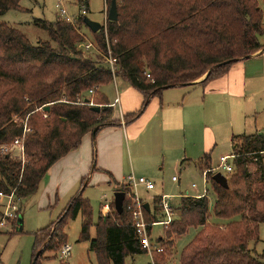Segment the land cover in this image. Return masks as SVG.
Segmentation results:
<instances>
[{"label":"trees","instance_id":"1","mask_svg":"<svg viewBox=\"0 0 264 264\" xmlns=\"http://www.w3.org/2000/svg\"><path fill=\"white\" fill-rule=\"evenodd\" d=\"M20 1L0 0V16L21 10ZM74 1L80 10L87 9V0ZM111 1L105 0L108 7ZM116 6L117 20L106 22L111 55L118 64L116 77L143 98L138 111L124 115L125 125L140 117L150 99L164 90L193 85L208 73L198 83L204 85L223 76L233 64L264 52L258 40L264 30L257 0H116ZM84 18L79 15L74 23L34 20L54 46L48 41L32 45L20 30L0 22V149L17 139L23 148L22 160L0 153V193L13 192L20 202L38 192L50 168L76 150L84 136L95 138L100 129L116 122L110 120L108 100L98 92L112 82V74L77 49L83 40L79 28ZM93 35L105 51L102 29ZM92 89L88 101L100 105L99 112L78 104L80 96ZM46 106L49 110L43 119L39 109ZM231 149L228 188L219 187L207 174L215 195L214 215L228 222L208 224L207 198L183 196L175 208L177 219L164 228L166 237L176 240L190 228L200 229L182 250L180 264H263L264 250L254 255L248 243L258 242L259 225L264 224V135L233 136ZM197 165L201 171L211 169L210 154H204ZM86 180L82 178L81 187ZM121 187L118 191L127 189ZM83 191L69 200L55 222L34 233L31 264H40L45 253L60 251L67 242V223L80 213L77 241L89 243L96 264H124L127 257L145 254L126 199L120 214L112 202L109 212L104 217L99 214L92 224ZM153 201V209L144 210V217L159 222L160 196ZM234 217L239 220L232 221ZM92 226L94 238L89 234ZM172 244L170 239L164 245ZM153 258L150 264H166L164 253H154Z\"/></svg>","mask_w":264,"mask_h":264},{"label":"rangeland","instance_id":"2","mask_svg":"<svg viewBox=\"0 0 264 264\" xmlns=\"http://www.w3.org/2000/svg\"><path fill=\"white\" fill-rule=\"evenodd\" d=\"M87 2V18L101 25L106 24L110 6L108 7L105 0H87ZM257 2L258 8L262 12V28L264 30V5L262 0H257ZM59 4L64 10L66 9L67 16L72 20L80 15V6L74 0H22L20 2L21 10L8 11L0 16V22H5L20 30L32 45H37L40 42H50L47 32L34 26L33 22L34 20H43L53 23L56 19L65 21L59 17ZM101 29L104 33L103 28ZM105 32H107L106 27ZM79 33L83 37L82 42L89 40L95 43L102 52L95 35L87 30L85 26L79 28ZM259 41L264 43V34L259 37ZM50 43L54 46L52 42ZM96 54L90 52L87 54L88 56H85L90 57V60L95 64L102 66V61ZM208 86L209 84H206L204 88L192 89L187 87L174 90L179 93V96L174 97L171 101H164L165 105L182 104L183 99H185L183 104L186 108L200 105L203 110V117L199 122H190L184 129L177 128L173 132H163L160 127L161 116L156 115L151 119V112L147 111L137 122L128 124L126 129L125 127H123L124 130L120 128V186L113 181L114 178L112 179V177L99 170H94L95 167L97 168L98 162L96 152H94L91 143L87 147L83 146L84 141L82 139L80 146L72 151V154L71 152L68 153L67 157L65 156L66 159L57 166L52 186L44 190L43 185L45 182H42L41 187L34 196L17 203L16 219L5 222L0 227V264H31L34 233L55 222L69 200L79 193L82 188H84L82 197L88 200L92 213V224H95L99 214L102 217L105 216L102 215L101 207L104 204H111L116 192H127V190H118L123 185L122 182L125 185L128 176H133L135 179L143 178L154 185L155 189L152 191H146L144 186L133 189V192L144 204L153 206L154 197H168V202L173 208V219H177L178 214L175 208L179 206L181 197L195 198L203 188H206L208 191L206 196L208 200V224L217 226L226 224L228 221L218 219L214 215L215 195L211 184L209 182L206 185L204 184V178L197 166V161L204 153L209 152L210 168H217L221 157L231 155V137L253 134L255 129L264 132V127H260L264 118L259 116L255 119L252 115L243 114L240 106L228 97L220 98V105L216 107ZM126 87H129V85L125 81L119 77H113L112 82L100 87L98 92L106 97L108 103L113 104L116 92L118 95L120 94L121 99V92ZM87 92L80 96L81 101L91 100L92 96ZM128 100V111H132L137 106L138 98L130 97ZM81 101L78 104L83 103ZM90 103L92 104L89 105L91 107L97 106L92 101ZM156 104L155 99L150 103L153 108ZM122 108L124 107L122 106ZM113 111V114L118 111L117 106L114 107ZM42 118L45 119L43 116ZM110 120L114 121L112 114ZM5 147L8 148L14 160H21L19 158L21 149L12 145ZM99 159H102L100 154ZM88 160H90L89 169L87 168ZM231 162L232 160L229 159L227 164H231ZM85 168L87 171H85ZM216 173H221L224 177L227 176L221 169H218ZM81 175L87 177L83 187L80 186L79 181H75ZM172 178H175L176 181L173 182ZM192 185L196 186L195 191L192 189ZM6 206L7 199L0 198V220L1 215L6 211ZM164 218L162 217V219ZM82 220L83 215L80 213L76 219L67 223L65 229L67 235L66 245L72 249L70 256L67 259H62L58 253L56 255L45 253L40 264H61V260L67 264H96L94 254L89 251V243L77 241ZM237 220H239V217H234L232 221ZM164 228L162 226L152 228L150 233L152 244L156 245L159 243L158 239L161 238L162 243L160 245L164 248L165 263L180 264L179 259L182 250L193 240L200 229L190 228L185 235L176 240L173 237H166L164 233L166 229ZM258 232V242L251 241L248 243V247L254 255H260L264 250V224L259 225ZM89 234L91 238H94L93 226L90 228ZM170 239H173V244L171 247H166L164 244L167 241L169 242ZM153 259L152 255V263ZM262 262L264 264V259ZM150 263L151 259L146 253L127 257L124 260V264Z\"/></svg>","mask_w":264,"mask_h":264},{"label":"crops","instance_id":"3","mask_svg":"<svg viewBox=\"0 0 264 264\" xmlns=\"http://www.w3.org/2000/svg\"><path fill=\"white\" fill-rule=\"evenodd\" d=\"M87 15H88V7H87ZM74 21L75 19H73V22ZM260 44L264 45V43H260ZM200 80L196 81L193 85L190 86L174 87V88L166 89L161 93L160 96L152 97L146 109L142 113V115L148 111L151 112L150 113L151 119L153 116L156 115L161 116L162 122L160 123V127L163 132H173L177 128L184 129L185 126L188 125V123L199 122L201 120V118L203 117L202 107L200 105H193L190 108H186L185 105L183 104L185 99H183L182 104L165 105L164 101L165 100L171 101L174 97L179 96V93H177V91L174 90H181L182 88H187V87H190L192 89L197 87L204 88L206 84H209L208 86L209 92L213 95L216 107L220 105V100H221L220 98L228 97L230 100L235 101L236 104L240 106L243 114L252 115L255 117V119L258 118L259 116L264 118V52H258L245 60L233 64L223 76L211 80L210 82L204 85H198ZM121 93H122L121 99H120V94L118 95L117 92L115 96V98L118 97L119 100L117 104L118 111L113 114L114 108H112V119L116 121L115 124L112 125V127L107 126L100 129L99 133L95 138H92L90 134H87L86 136L83 137V141H84L83 146L87 147L91 143L92 148L94 147L95 150L94 152H96V157L98 159V162L96 165L97 168L95 167V170H99L104 174L109 175L110 177H112V179L114 178L113 181L116 182L118 186H120V128L125 127L126 129V126L128 125V124L125 125L124 122L121 123V116L124 117V115L138 111L143 102L142 95L130 86L122 90ZM130 97L135 99L138 98L137 106L132 111H128V106H127V102L129 101L128 98ZM153 99H155L157 103L154 108L151 107L150 105ZM122 106L124 108H122ZM142 115H140V117ZM140 117H138L135 121L131 123L137 122L140 119ZM260 125H261L260 127L263 128L264 121H262ZM116 128L119 129L117 130ZM255 133L264 134V132H260V130H256V129L253 134ZM242 135H252V134H242ZM72 153L73 152H71V154ZM99 154L102 157L101 160L99 159ZM203 156L200 157L199 160H201ZM66 157L63 158L62 160L60 159L58 163L53 165L51 169L48 171L47 176L42 181L45 182L43 185L44 190L49 189L52 186L54 176L57 171V166L61 164L60 162H63V160H65ZM199 160L197 161V163L199 162ZM89 163L90 160H88L87 166ZM210 163H211V159H210ZM87 168L89 169V166ZM85 171H87L86 168ZM202 173L203 171H201V175ZM82 176L83 175H81L80 178H76L75 181L81 182L83 178ZM122 184L124 183L122 182ZM41 185L42 183L40 184V187ZM192 189L194 190V188ZM149 207L150 210H152L153 206H149Z\"/></svg>","mask_w":264,"mask_h":264},{"label":"built area","instance_id":"4","mask_svg":"<svg viewBox=\"0 0 264 264\" xmlns=\"http://www.w3.org/2000/svg\"><path fill=\"white\" fill-rule=\"evenodd\" d=\"M58 9H59V17L60 18H63L65 20V22H67V23H73V20L67 16V13L65 11L66 9L64 10L60 4L58 5ZM80 15L83 17L87 16V9L85 7L81 8ZM101 26H102L101 28H103V30H104L103 40L105 43V51L102 50V52H101L98 49L97 45L95 43L89 41V40H85L84 42L80 43L77 48L79 50H81L83 53V56L85 58H88V59H90V57H87L88 53H90V52L97 53L96 55L102 61V64H103L102 66L104 68L108 69L110 71V73L112 74V76L115 78L116 74L118 72V64H117L116 59L111 55L110 45H109V41H108V35H107V32H105L106 24L104 23ZM85 55H87V56H85ZM94 92H95V90L92 89V90H89L87 93L92 96ZM86 100L87 99H85L83 101L80 100V101L83 102L84 104L92 105L90 102L85 103ZM118 101H119L118 98H116L113 101V104H109V107L114 108L115 106H117ZM39 110L44 114L43 117L46 118L47 116L45 115V112L43 111V109L41 108ZM121 123H123V117L122 116H121ZM25 132L28 133L29 131L27 129H24V133ZM12 146L15 148L21 149V156L19 155L20 156L19 158L22 160L23 148H22L21 141L18 139L15 140L12 143ZM0 153L4 154V155H9L13 159L10 151H8V148H6V147H2L0 149ZM233 158H234L233 155L221 157L219 166L217 168H215V169L211 168L209 170L203 171L202 176L204 178V184L206 185L209 182L207 174H210V176L212 177L214 174H216V171L218 169H221L225 173V175L231 173L232 172V166H231V164H227V161L229 159L233 160ZM172 181L175 182L176 181L175 178H172ZM125 186L127 188L126 189L127 192H124L125 199L127 201L126 210L131 215L133 226L135 229V233L138 237L140 246L145 251V253L149 255V257L151 259V263H152V255L154 253L163 254L164 248L160 245V243H157L156 245L152 244L151 234H150L151 230L155 226H162L163 228L168 227L169 224L173 220V208L168 202V197L160 196V203L159 204H160L161 209H162L161 214H162V217H165V218L164 219L161 218L162 220H160L159 222H146L145 217H144V203L139 199L137 194L135 192H133V189L137 188L138 186H144L146 191H152V190H154V185L152 183L144 180L143 178L135 179L133 176H128L125 180ZM192 188L196 189V186L192 185ZM207 193H208L207 189L203 188L201 193L198 196H195V198L206 197ZM186 197H188V196H186ZM0 198H6L7 199L6 211L4 214L1 215V220H0V227H2L5 222L16 219V213L18 211L17 203L20 201L16 199V197L13 195V192H11L9 194L0 193ZM101 212H102L103 216L106 215L109 212V205L104 204L101 208ZM159 239H161V238H159ZM71 251H72L71 247L65 244L61 247L58 254L62 259H67L70 256Z\"/></svg>","mask_w":264,"mask_h":264},{"label":"water","instance_id":"5","mask_svg":"<svg viewBox=\"0 0 264 264\" xmlns=\"http://www.w3.org/2000/svg\"><path fill=\"white\" fill-rule=\"evenodd\" d=\"M107 20L109 22H115L117 20V6H116V0H112L110 3V7L107 13ZM84 26L91 32V33H97L100 29H101V25L93 22L91 20H89L87 17L84 18L83 20ZM208 73L201 78V81H203L206 77H207ZM89 101L86 100L85 103H88ZM91 109L95 112H99L100 111V106H92ZM49 110V107L46 106L43 108L44 112H47ZM98 129H95L92 133L93 136H95V134L98 132ZM212 180L215 184H217L219 187L223 188V189H227L228 188V184H227V179L226 177H224L222 174L220 173H216L212 176ZM125 199V195L124 192H116L114 194V199H113V204H114V209L115 212L117 214H120L123 210V202ZM144 209L146 211H149V206L148 204H144Z\"/></svg>","mask_w":264,"mask_h":264}]
</instances>
